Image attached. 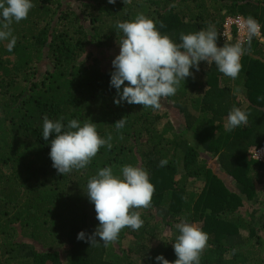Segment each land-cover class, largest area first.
Listing matches in <instances>:
<instances>
[{
    "label": "trees",
    "instance_id": "1",
    "mask_svg": "<svg viewBox=\"0 0 264 264\" xmlns=\"http://www.w3.org/2000/svg\"><path fill=\"white\" fill-rule=\"evenodd\" d=\"M32 2L27 19L11 26L13 50L0 41V264H162L158 255L175 261L181 220L208 235L200 264H264V162L251 153L264 146V0ZM140 13L176 43L180 33L210 24L218 46L235 43L236 32L221 35L227 15L254 17L261 35L235 80L201 62L159 110L117 105L110 81L122 33L115 26ZM233 106L248 122L226 131ZM45 116L63 117L65 125L93 122L101 138L112 136V148L102 146L85 169L58 174L49 155L55 134L42 136ZM125 165L145 169L154 185L151 206L134 209L143 226L125 227L107 247L78 240L99 225L88 180L105 167L122 175Z\"/></svg>",
    "mask_w": 264,
    "mask_h": 264
},
{
    "label": "clouds",
    "instance_id": "2",
    "mask_svg": "<svg viewBox=\"0 0 264 264\" xmlns=\"http://www.w3.org/2000/svg\"><path fill=\"white\" fill-rule=\"evenodd\" d=\"M108 2L115 4L116 0ZM124 2L131 3V0ZM33 7L32 0H0V41H7L9 52L16 44L11 27L13 22L27 19ZM115 27L122 37L117 41L119 54L112 61L114 71L110 86L117 90L114 102L117 105L122 102L142 105L152 110L161 108L162 98L175 96L181 81L194 75L190 69L195 67L199 71L201 62L209 66L214 63L224 76L237 79L242 68V56L251 51L253 38L261 35V25L252 16L240 25L242 30L246 29L244 37L237 38L235 43L226 41L223 46H218L220 34L211 24L207 29L194 33H180L179 43L168 35H162L156 23L142 13L134 20L118 21ZM63 119L52 120L45 116L42 127L46 141L55 134V138L50 140L49 155L58 174L67 175L73 170L85 169L102 146L107 145L109 150L112 148V136L101 138L95 123L84 121L81 125L79 120L72 119L65 125ZM247 122L248 114L233 106L224 127L226 131H232ZM125 123L124 117L114 125L119 130ZM166 164V159L160 161L161 167ZM121 174L115 175L112 167H105L88 180L86 194L95 206L99 225L87 237L81 231L78 240H85L92 246L102 241L107 247L118 240L125 227L136 231L143 226L140 212L134 209L151 206L154 185L148 172L141 167L125 165ZM175 227L179 231L173 243L177 259L169 261L158 255L156 260L162 264H200L208 235L198 225L185 220Z\"/></svg>",
    "mask_w": 264,
    "mask_h": 264
},
{
    "label": "built area",
    "instance_id": "3",
    "mask_svg": "<svg viewBox=\"0 0 264 264\" xmlns=\"http://www.w3.org/2000/svg\"><path fill=\"white\" fill-rule=\"evenodd\" d=\"M245 20L246 18L242 15L227 16L222 26V37L231 38L233 37V32H236V34L238 35L237 38H243L246 33V29L242 30L240 25ZM251 153L253 155V158L264 162V146L251 149Z\"/></svg>",
    "mask_w": 264,
    "mask_h": 264
},
{
    "label": "rangeland",
    "instance_id": "4",
    "mask_svg": "<svg viewBox=\"0 0 264 264\" xmlns=\"http://www.w3.org/2000/svg\"><path fill=\"white\" fill-rule=\"evenodd\" d=\"M173 114L175 115V117L178 116V114L176 112H173ZM213 163H214V165L217 166L216 161H213ZM229 183L232 184L233 182L230 181ZM260 197L264 198V185L262 186V191H261V196Z\"/></svg>",
    "mask_w": 264,
    "mask_h": 264
}]
</instances>
